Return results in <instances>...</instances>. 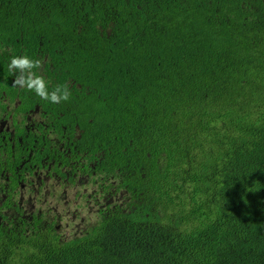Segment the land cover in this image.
<instances>
[{
	"label": "trees",
	"instance_id": "trees-1",
	"mask_svg": "<svg viewBox=\"0 0 264 264\" xmlns=\"http://www.w3.org/2000/svg\"><path fill=\"white\" fill-rule=\"evenodd\" d=\"M119 194L82 235L0 233V264H264V0H0V80Z\"/></svg>",
	"mask_w": 264,
	"mask_h": 264
},
{
	"label": "flooded vegetation",
	"instance_id": "flooded-vegetation-1",
	"mask_svg": "<svg viewBox=\"0 0 264 264\" xmlns=\"http://www.w3.org/2000/svg\"><path fill=\"white\" fill-rule=\"evenodd\" d=\"M14 79L0 80V233L52 231L66 240V219L83 208L100 215L119 194L105 191L95 163L77 151V131L60 135L41 107L25 109Z\"/></svg>",
	"mask_w": 264,
	"mask_h": 264
},
{
	"label": "clouds",
	"instance_id": "clouds-1",
	"mask_svg": "<svg viewBox=\"0 0 264 264\" xmlns=\"http://www.w3.org/2000/svg\"><path fill=\"white\" fill-rule=\"evenodd\" d=\"M42 61L32 58L28 54L12 56L7 70L15 75L13 87L34 93L40 99L51 104L68 102L72 96L69 85L57 84L49 90V84L44 76L39 75L37 70L41 69Z\"/></svg>",
	"mask_w": 264,
	"mask_h": 264
},
{
	"label": "rangeland",
	"instance_id": "rangeland-1",
	"mask_svg": "<svg viewBox=\"0 0 264 264\" xmlns=\"http://www.w3.org/2000/svg\"><path fill=\"white\" fill-rule=\"evenodd\" d=\"M92 186L88 187V191L91 192ZM74 192H71L73 196ZM99 220V215L95 212V210H90L88 208H83L78 212L77 219L73 220L66 219L63 223L66 225L69 224L68 227L64 226L63 236L64 239L70 240L77 236L82 235L88 228L94 225Z\"/></svg>",
	"mask_w": 264,
	"mask_h": 264
}]
</instances>
